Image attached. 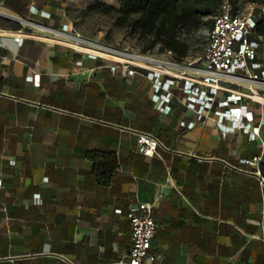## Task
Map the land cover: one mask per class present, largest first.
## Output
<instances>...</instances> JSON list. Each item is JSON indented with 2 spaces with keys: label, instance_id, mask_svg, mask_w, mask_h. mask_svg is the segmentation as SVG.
Instances as JSON below:
<instances>
[{
  "label": "crops",
  "instance_id": "1",
  "mask_svg": "<svg viewBox=\"0 0 264 264\" xmlns=\"http://www.w3.org/2000/svg\"><path fill=\"white\" fill-rule=\"evenodd\" d=\"M30 1L46 24L66 18V0ZM15 31L0 27V264L126 262L140 203L158 224L147 264H264V126L254 140L215 111L199 118L181 89L160 111L143 72ZM139 133L159 156L138 151ZM93 151L118 156L108 186Z\"/></svg>",
  "mask_w": 264,
  "mask_h": 264
},
{
  "label": "built area",
  "instance_id": "2",
  "mask_svg": "<svg viewBox=\"0 0 264 264\" xmlns=\"http://www.w3.org/2000/svg\"><path fill=\"white\" fill-rule=\"evenodd\" d=\"M30 17L15 19L21 28L14 33L18 42L27 37L48 43L65 45L90 59H106L112 62V71L134 76L143 72L153 90L157 109L169 112V104L175 89H181L187 99V107L199 114L212 112L214 107L219 123L232 122V130L247 134L251 139L261 138L264 126V55L262 38L256 39L258 20L253 12H234L226 1L214 18L209 43L201 58L194 62H178L171 52L143 53L111 45L90 38L77 31L72 22L60 25L46 24L39 17L50 19L45 11L32 6ZM264 53V52H263ZM82 63L80 62L79 65ZM260 120L257 122V117ZM185 125V123H182ZM189 128L193 124L188 125ZM138 151L147 157L159 156L160 141L148 133H139ZM262 156L248 163L259 165ZM260 190L264 194V172L257 171ZM0 179V188L2 187ZM121 212V211H118ZM132 248L128 261L119 264H147L155 257L150 254L158 224L153 216V206L140 203L129 209Z\"/></svg>",
  "mask_w": 264,
  "mask_h": 264
},
{
  "label": "trees",
  "instance_id": "3",
  "mask_svg": "<svg viewBox=\"0 0 264 264\" xmlns=\"http://www.w3.org/2000/svg\"><path fill=\"white\" fill-rule=\"evenodd\" d=\"M120 7L97 1L89 6L86 12L101 13L111 16L115 24L136 33L143 43L141 52L156 53L154 49L160 46L161 52H171L178 62L189 58V40L182 36V31L189 28H201L206 19L215 18L226 1H229L234 12H242L230 0H117ZM254 4L264 6V0H250ZM4 6L23 12V7L30 8V0H0ZM256 39L262 38L264 52V10L259 16ZM213 27L214 19L207 22ZM20 29V24L9 25ZM77 29V28H76ZM258 37V38H257ZM259 40V39H258ZM216 110L214 107L213 111ZM88 158L94 163L93 173L101 186H108L119 168L118 156L114 152L93 151Z\"/></svg>",
  "mask_w": 264,
  "mask_h": 264
},
{
  "label": "rangeland",
  "instance_id": "4",
  "mask_svg": "<svg viewBox=\"0 0 264 264\" xmlns=\"http://www.w3.org/2000/svg\"><path fill=\"white\" fill-rule=\"evenodd\" d=\"M97 1H103L110 5H114L119 8L120 4L117 0H66L65 13L66 18L61 23L72 22L77 28V31L82 35L90 38L99 39L105 41L111 45H116L121 48L141 51L143 43L139 39L138 35L126 28H122L115 24V20L111 16H106L101 13L94 14L92 12H86V9L95 4ZM237 7L242 9L243 13L253 12L255 16H259L263 13L264 6L261 4H254L250 0H230ZM30 8L23 7V12H18L16 9H11L0 3V12L11 13L18 18L26 19L30 17ZM210 19L205 20V24L201 28H189L182 31V36L189 40L190 54L189 58L186 60L188 63L194 62L202 57L208 43L209 35L211 32V27L207 25ZM20 24L15 19H10L9 17H3L0 15V27H10L9 25ZM154 51L159 54L161 52L160 46H157ZM262 56L264 55L262 51Z\"/></svg>",
  "mask_w": 264,
  "mask_h": 264
},
{
  "label": "bare ground",
  "instance_id": "5",
  "mask_svg": "<svg viewBox=\"0 0 264 264\" xmlns=\"http://www.w3.org/2000/svg\"><path fill=\"white\" fill-rule=\"evenodd\" d=\"M0 15L3 16V17H9V18H12V19H17V16L12 15L11 13L9 14V12H8V14L4 13V12H0Z\"/></svg>",
  "mask_w": 264,
  "mask_h": 264
},
{
  "label": "water",
  "instance_id": "6",
  "mask_svg": "<svg viewBox=\"0 0 264 264\" xmlns=\"http://www.w3.org/2000/svg\"><path fill=\"white\" fill-rule=\"evenodd\" d=\"M11 19V18H10Z\"/></svg>",
  "mask_w": 264,
  "mask_h": 264
}]
</instances>
